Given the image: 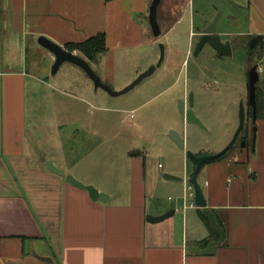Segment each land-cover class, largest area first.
I'll return each mask as SVG.
<instances>
[{
	"label": "crops",
	"instance_id": "1",
	"mask_svg": "<svg viewBox=\"0 0 264 264\" xmlns=\"http://www.w3.org/2000/svg\"><path fill=\"white\" fill-rule=\"evenodd\" d=\"M228 2L230 8L221 11L217 25L221 18L225 20L217 33L222 40H230L233 49L245 46L247 53L251 39L263 36L257 45L262 54L256 56V63L262 68L259 87L264 92V0ZM151 3L0 0V264H264V107L256 118L254 151L235 149L200 169L198 180L207 206L218 211L226 226L225 239L212 255L189 250L204 249L219 235L202 218L203 208L194 203L195 191L189 179L196 162L173 140L170 149L177 155L171 164L156 163L144 149L129 150L123 162L129 172L117 178L124 184L114 189L89 175H78L83 165L71 159L75 144L66 147L69 152L62 151V164L54 155L40 156L31 151L29 103L36 98L34 91L49 77L44 65L48 55L38 41L40 36L65 46L105 33L107 51L90 64L105 83H120V88L158 63L157 47L163 42L165 59L156 69H161L158 84L174 79L164 84L159 94L172 91L170 102L176 103L186 96L190 87L186 79L185 85L180 83L189 66L192 38L199 26L204 29L214 19L201 18L193 0H162L158 13L162 34L156 37L149 22ZM216 9L215 13L220 7ZM130 63L133 66L126 76L120 75V68ZM200 75L195 62L193 81L201 87ZM81 84L84 91L93 90L89 76ZM99 89L95 97H99ZM99 111L108 110L99 106ZM103 113L87 120L89 131L104 134L110 115ZM178 115L186 127L180 112ZM49 160L64 174L50 170ZM84 167L94 169L89 164ZM164 173L182 179L167 180ZM68 174L110 198L93 200L89 191L67 181ZM164 191L171 195L163 203L160 195ZM171 209L175 214L164 220L147 218Z\"/></svg>",
	"mask_w": 264,
	"mask_h": 264
},
{
	"label": "rangeland",
	"instance_id": "2",
	"mask_svg": "<svg viewBox=\"0 0 264 264\" xmlns=\"http://www.w3.org/2000/svg\"><path fill=\"white\" fill-rule=\"evenodd\" d=\"M193 3L195 11L198 9L201 11V18L205 15L208 19L212 17L214 19L219 11L230 8L228 0H193ZM219 7L220 9L215 13L216 8ZM224 20L225 17L221 18L217 25L218 30ZM164 41L166 42L165 39ZM157 48L161 55L160 45ZM42 50L46 52L45 56L48 55L46 59L44 58V65L49 77L45 79L38 91H34L37 94H35L36 98L29 103L31 151L40 156L54 155L60 164L64 162V159L60 160L62 151L69 152L70 149L67 151L66 147L75 144L77 149L71 150V159H78V162L83 165L78 175H89L98 183L106 184L109 189H114L118 184H124L119 183L117 178L123 176V172L125 175L129 172L123 167L129 150L144 149L156 163L175 162L177 153L170 149L171 130L185 135L188 142L184 148L186 151L190 150L203 156L221 152L233 140L240 126L242 103L245 106L247 120L241 136L252 138V132L254 133V129L257 128L256 124L252 127V122L257 120L251 114L248 85L250 61L245 46L235 47L232 56L220 57L207 44L200 56L189 59V66L182 76L180 85H185L186 79L191 92H195L197 102L194 109L203 126H188L186 123V127L180 122L178 115L179 101L170 102L172 91L159 94L164 84L174 79L171 77L165 83L158 84L161 69L145 78L127 93L113 96L99 89V97H95L94 85L90 92L81 89V83L87 81L88 76L79 66L64 62L59 70L52 74L54 64V60L51 61L52 53L44 47ZM39 58L42 57L39 55ZM195 62L201 65V87L193 81ZM130 66L133 65L130 63L124 68L121 67L120 75L130 71L128 70ZM120 85L117 83L110 86L115 90L125 87L120 88ZM192 87H196V90ZM151 97L154 99L149 100ZM99 106L108 110L107 113L99 111ZM133 112L134 114L131 115ZM99 113L110 115L104 134L89 131L91 126L88 125L87 120L90 121V118L100 115ZM59 126L62 127L61 130ZM98 143L100 145L97 148L90 150L91 145ZM241 144L238 141L231 152L235 149L254 151L256 148L253 140L252 144L245 148ZM176 152L180 153V150ZM190 162L192 164V161ZM86 164L93 165L94 169L86 170L84 167ZM170 195L171 192L164 191L160 195V202H167Z\"/></svg>",
	"mask_w": 264,
	"mask_h": 264
},
{
	"label": "water",
	"instance_id": "3",
	"mask_svg": "<svg viewBox=\"0 0 264 264\" xmlns=\"http://www.w3.org/2000/svg\"><path fill=\"white\" fill-rule=\"evenodd\" d=\"M161 2L162 0H152L151 6H150L149 22H150L152 31L156 37H159L162 34V28H161V24L158 18L159 7H160ZM221 14L222 12L220 11L218 15L214 18V20L211 21L207 25V27H205L204 29L201 26L198 27V30L202 31V36H201L200 42L198 43L196 47L195 55H198L199 52L202 51L203 48L207 44L210 45L217 52V55L220 57L233 55V46H232L231 41L222 40L221 36L217 33V23L221 17ZM38 41L43 47H45L49 52H51L55 58L54 64L52 66V74H55L64 62H71L81 67L86 72V74L94 82L95 90H98L99 88H101L113 96L122 95L124 93H127L131 89L135 88L145 78L154 74L156 69L161 66V64L163 63L165 59V45L162 43L160 44L161 55H160V59L158 63L151 65L147 70L139 74V76L136 79H134L130 84L125 86L123 89L115 90L109 84L105 83L101 79V77L93 69L90 62L84 57L80 56L76 52L67 50L64 46L49 39L46 36H40ZM262 42H263V36L257 35L251 39L249 45L251 48H253ZM258 68H259L258 64H255L254 66H252V68L249 71V101L251 105L254 107L255 111L257 108L256 88H257V83L260 80V72ZM194 105H195V95H194V92H191L190 99H189V106H187L185 98H182L179 100V107H178L179 112L183 120L185 121V123L203 126L201 119L199 118V116L196 114L194 110ZM245 120H246V111H245V106L242 103L241 109H240V126L233 140L230 142V144L225 149L213 155H203V156L198 155L190 150L187 151V155L196 162V168H195L194 174L189 179V182L193 185V188L195 191L194 203L196 206L203 208V214L210 222L214 231L219 235V239L211 241L208 244V246L204 249H200L198 247H190L189 250L192 252H201L203 254L212 255L215 253L217 246L222 244L225 239V231L219 225L211 209H209L207 206V199L205 197L203 188L198 180V176H199L201 166L205 162L219 158L232 147V145L235 143L239 134L244 128ZM169 136L180 148L184 149L186 147L185 139L179 132L175 130H171L169 133ZM255 141H256V128L254 129V138H253L254 144H255ZM47 167L53 172H56L62 175L64 174V171L58 168L52 160H49L47 162ZM163 177L167 180H170V179L181 180L182 179L181 177L176 176L171 173H164ZM66 178L69 183L79 188L89 191V194L93 200L107 201L110 198V196L106 192L100 191L98 188H96L92 184L83 183L73 174H68ZM175 211H176L175 209H171L159 216L148 215L147 218L150 221L157 222V221L164 220L174 215Z\"/></svg>",
	"mask_w": 264,
	"mask_h": 264
},
{
	"label": "trees",
	"instance_id": "4",
	"mask_svg": "<svg viewBox=\"0 0 264 264\" xmlns=\"http://www.w3.org/2000/svg\"><path fill=\"white\" fill-rule=\"evenodd\" d=\"M106 34L105 33H99L96 34L92 37H90L89 39L82 41V42H70L67 43L64 47L67 50L70 51H78V53H80L81 55H83L85 58H87V60H89V62L95 61L97 60L98 56L105 53L107 51V41H106ZM257 46L251 48L250 45L248 46V55H249V61H250V69L252 68V66H254L256 63V56H260L262 53L257 51ZM249 69V71H250ZM249 75V72H248ZM259 82L257 83V88H256V102H257V114L260 113V110L262 109V107H264V92H262V89H260L259 87ZM254 107L251 105V111L253 112ZM234 148V146H232L225 154H223L222 156H220L217 159L211 160V161H207L205 162L202 167L206 164V163H210V162H214L217 160H221L223 158H225L230 152L231 150ZM195 167H196V163H195ZM193 175V173L191 174ZM213 214L215 215L219 225L223 228V230H226V226L224 223V219L219 215L218 211L216 210H212ZM201 216L202 218L207 222V224L210 226V222L208 221V219L205 217V215L203 214V211L201 210ZM216 234V233H215ZM216 237H218V235L216 234ZM208 243V242H207Z\"/></svg>",
	"mask_w": 264,
	"mask_h": 264
},
{
	"label": "flooded vegetation",
	"instance_id": "5",
	"mask_svg": "<svg viewBox=\"0 0 264 264\" xmlns=\"http://www.w3.org/2000/svg\"><path fill=\"white\" fill-rule=\"evenodd\" d=\"M198 29V28H197ZM201 36H202V31L201 30H198V32H197V36H194L193 38H192V41H193V49H192V51H191V57H193L194 56V58L196 57H198V56H200V54H201V51L199 52V54L198 55H195V50H196V47H197V45H198V43L200 42V40H201ZM216 52V51H215ZM216 54H217V52H216ZM200 70H201V65H200ZM191 89L187 92V94H186V96L184 97L185 99H186V103H187V106H189V99H190V95H191ZM195 93V92H194ZM196 102V101H195ZM195 110V109H194ZM196 111V110H195ZM251 114H252V116L254 115V118L256 119L257 118V110L255 111V109H253V112L251 111ZM246 120H247V117H246ZM246 120H245V125H246ZM255 121H253L252 122V127H255ZM245 125H244V128H243V130L241 131V133L239 134V136H238V138H237V140L235 141V143L232 145V146H234V145H236V143L238 142V141H240V144H241V146L242 147H247V146H249V145H251L252 144V138H254V133L252 132V138L251 137H249V136H241L242 135V132L244 131V129H245ZM251 138V139H250ZM243 143H245V144H243Z\"/></svg>",
	"mask_w": 264,
	"mask_h": 264
},
{
	"label": "built area",
	"instance_id": "6",
	"mask_svg": "<svg viewBox=\"0 0 264 264\" xmlns=\"http://www.w3.org/2000/svg\"><path fill=\"white\" fill-rule=\"evenodd\" d=\"M258 70H259V71H261V70H262V68H258ZM161 166H162V165H161Z\"/></svg>",
	"mask_w": 264,
	"mask_h": 264
}]
</instances>
